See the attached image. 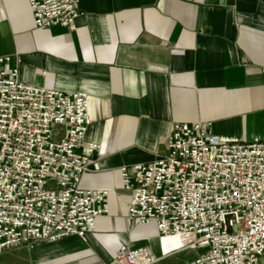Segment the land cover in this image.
<instances>
[{
	"label": "crops",
	"instance_id": "1",
	"mask_svg": "<svg viewBox=\"0 0 264 264\" xmlns=\"http://www.w3.org/2000/svg\"><path fill=\"white\" fill-rule=\"evenodd\" d=\"M79 8L74 28L43 29L28 0H0V55L27 83L88 93L85 140L101 148L81 185L108 190L110 212L86 240L17 245L0 264H109L124 244L150 247L156 264H193L200 250L128 219L119 169L156 160L177 122L210 123L222 141H264V0H79Z\"/></svg>",
	"mask_w": 264,
	"mask_h": 264
},
{
	"label": "built area",
	"instance_id": "2",
	"mask_svg": "<svg viewBox=\"0 0 264 264\" xmlns=\"http://www.w3.org/2000/svg\"><path fill=\"white\" fill-rule=\"evenodd\" d=\"M39 28L75 27L79 0H28ZM89 95L31 84L0 55V253L77 235L110 212L108 190L82 176L101 148L86 142ZM128 219L164 236L192 233L193 264H264V141H222L210 123L177 122L149 163L119 169ZM148 246L121 245L109 264H156Z\"/></svg>",
	"mask_w": 264,
	"mask_h": 264
},
{
	"label": "rangeland",
	"instance_id": "3",
	"mask_svg": "<svg viewBox=\"0 0 264 264\" xmlns=\"http://www.w3.org/2000/svg\"><path fill=\"white\" fill-rule=\"evenodd\" d=\"M168 237V239H170L171 241H177L180 244H187L190 241L195 239V235L192 233L189 234H183L182 236H178V235H170V236H165ZM205 251V249H200V252Z\"/></svg>",
	"mask_w": 264,
	"mask_h": 264
}]
</instances>
